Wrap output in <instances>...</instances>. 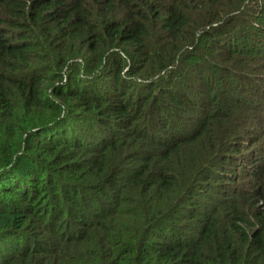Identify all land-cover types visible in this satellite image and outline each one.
Listing matches in <instances>:
<instances>
[{
	"label": "trees",
	"instance_id": "16d2710c",
	"mask_svg": "<svg viewBox=\"0 0 264 264\" xmlns=\"http://www.w3.org/2000/svg\"><path fill=\"white\" fill-rule=\"evenodd\" d=\"M0 264H264V0H0Z\"/></svg>",
	"mask_w": 264,
	"mask_h": 264
}]
</instances>
